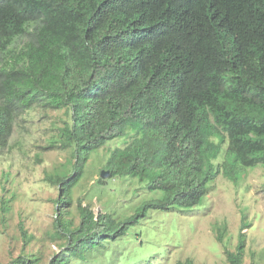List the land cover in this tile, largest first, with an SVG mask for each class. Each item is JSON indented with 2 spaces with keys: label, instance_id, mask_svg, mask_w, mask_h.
Here are the masks:
<instances>
[{
  "label": "trees",
  "instance_id": "obj_1",
  "mask_svg": "<svg viewBox=\"0 0 264 264\" xmlns=\"http://www.w3.org/2000/svg\"><path fill=\"white\" fill-rule=\"evenodd\" d=\"M35 21L33 40L0 69V146L11 107L43 99L71 119L60 144L73 145L70 172L47 178L60 188L56 202L70 205L91 154L128 129L137 137L109 155L110 178L146 180L160 193L121 221L80 204L76 227L56 216L63 253L83 259L150 210L198 206L224 143L225 178L264 165V0H0V52ZM243 253L240 230L226 261L242 264Z\"/></svg>",
  "mask_w": 264,
  "mask_h": 264
},
{
  "label": "rangeland",
  "instance_id": "obj_2",
  "mask_svg": "<svg viewBox=\"0 0 264 264\" xmlns=\"http://www.w3.org/2000/svg\"><path fill=\"white\" fill-rule=\"evenodd\" d=\"M38 25L31 22L6 52H0V69L11 65L12 54L33 40ZM11 112V133L0 146V264L19 256L31 264H55L61 258L60 264H175L185 259L192 264H229L225 252L234 251L240 230L242 264H264V165L248 168L234 180L225 178L220 165L226 143L211 161L219 174L198 206L150 210L124 236L93 249L83 259L63 253L64 239L53 228L56 216L76 227L80 204L93 214L121 221L160 193L148 191L146 180L135 177L100 178L111 152L137 137L128 129L91 154L69 194L70 205L56 202L62 196L60 188L47 178L65 177L73 164V145L60 147L62 129L71 125L70 112L51 109L43 99L29 108L13 105Z\"/></svg>",
  "mask_w": 264,
  "mask_h": 264
},
{
  "label": "water",
  "instance_id": "obj_3",
  "mask_svg": "<svg viewBox=\"0 0 264 264\" xmlns=\"http://www.w3.org/2000/svg\"><path fill=\"white\" fill-rule=\"evenodd\" d=\"M107 176H110V174H109V171H107V170H103V171H101L100 172V178H106Z\"/></svg>",
  "mask_w": 264,
  "mask_h": 264
}]
</instances>
